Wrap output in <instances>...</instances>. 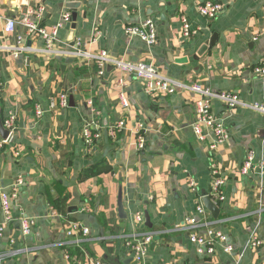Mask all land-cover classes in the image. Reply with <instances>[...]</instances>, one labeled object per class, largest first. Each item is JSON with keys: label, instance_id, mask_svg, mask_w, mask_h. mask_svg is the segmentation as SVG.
<instances>
[{"label": "crops", "instance_id": "crops-1", "mask_svg": "<svg viewBox=\"0 0 264 264\" xmlns=\"http://www.w3.org/2000/svg\"><path fill=\"white\" fill-rule=\"evenodd\" d=\"M204 1L81 0L75 9L76 49L106 50L133 64H151L179 84L174 94L150 95L130 75L110 67L98 75L93 62L63 53L74 50L67 41L70 32L65 26L58 29L64 12L71 18L66 4L73 0H0V115L2 121L15 118L12 143L0 149V192L16 191L11 221L0 236L1 264H123L131 258L127 243L148 234L152 241L140 264H264V170L259 168L264 115L250 108L262 98L253 68L264 53V0H210L225 5L213 20L198 14ZM40 5L45 11L38 19ZM181 16L198 32L189 40L181 34ZM23 17L49 34L57 30L49 45L52 53L44 52L47 44L39 36H25L19 24ZM9 19L18 23L11 34L4 31ZM146 19L156 27L152 46L125 34ZM214 33L213 46L198 55ZM19 36L25 38L21 43ZM5 45L24 51L14 59L1 50ZM193 85L234 95L245 105L229 109L211 100V112L228 136L215 149H210L212 134L199 142L191 131L195 102L201 99L185 89ZM60 96L66 99L64 108ZM37 107L42 111L38 119ZM118 122L124 123L121 130ZM93 123L100 125L101 138L88 151L81 131ZM137 133L145 138L139 152ZM248 154L253 169L242 175ZM214 177L222 181L223 199L211 197L220 210L218 219L206 210L204 223L195 229L197 237L215 241L214 253L201 255L185 220L195 216L199 221L195 200L209 195ZM188 178L196 183L195 193ZM119 189L126 220L117 216ZM144 209L151 228L134 222ZM24 220L30 224L26 235ZM254 238L260 246L251 245Z\"/></svg>", "mask_w": 264, "mask_h": 264}, {"label": "built area", "instance_id": "built-area-1", "mask_svg": "<svg viewBox=\"0 0 264 264\" xmlns=\"http://www.w3.org/2000/svg\"><path fill=\"white\" fill-rule=\"evenodd\" d=\"M62 2H68L69 0H61ZM224 4L218 1H204L197 6L198 14L206 19L213 20L215 19L224 9ZM30 13H33V10H29ZM45 11L43 6H38L36 8L35 15L38 19L42 18V15ZM70 21V14L68 12H64L62 15L61 22L58 25V29L63 27L66 23ZM181 34L183 38L189 40L197 35V30L194 29L190 22L184 16H181ZM17 22L15 20L9 19L6 20L4 31L5 33L11 34L16 30ZM21 26L25 28V36L36 35L39 36L46 44L47 49L44 52L52 53L49 50V45L52 41L55 40V36L57 34V30H53L50 34L47 33L44 29L40 28L38 24H35L29 21L27 18L23 17L19 22ZM125 34L129 38H138L142 42H144L147 46H152L156 42V27L154 22L151 19H146L144 22L137 26L127 27L125 29ZM25 40L21 36L18 37V43H21ZM72 48V47H71ZM77 48V47H76ZM74 48L72 51L63 52L66 55H71L73 58L79 59L83 62H93L97 68L98 75L103 74L104 67H110L114 70L121 72L122 74H127L135 79H138L142 82L145 93L147 94H166L171 95L176 92L179 84L175 81L162 76L157 69L148 63L139 62L137 64H133L129 61H124L122 59L111 56L106 50H101L97 54H91L88 52L79 51ZM1 50L9 53L14 59L18 58L19 55L24 51L23 47L20 46H2ZM62 53V52H59ZM254 77L257 78L261 85L262 98L258 105L251 106L250 108L260 112L264 115V53L259 58L256 66L253 68ZM117 86L119 88L124 87V81L122 79L117 80ZM185 89L190 90L196 94L201 96V99L195 102V119L190 124L191 131L195 139L199 142H205L206 139L212 134L213 142L210 146V149H215L217 145H222L226 142L228 136L226 131L222 125V121L216 118L211 112V100L217 99L222 101L227 105L229 109L236 108L238 106H245L242 104L236 96L229 94H221V93H211L209 91H203L198 86L193 85L190 87H185ZM120 101L124 107H127L128 103L124 97V93L121 91L120 93ZM60 107H66V99L64 96H60ZM249 107V106H246ZM42 115V111L39 107L36 108L35 116L36 118H40ZM14 116L9 115L4 121L3 126L5 129L9 131V136L7 139L3 140L0 137V149L6 145H10L12 143V134L14 131ZM98 124H87L83 127L81 131V138L83 142V146L85 150L91 151L95 146L96 142L101 138V131ZM124 127L123 122H118L116 124V129L121 130ZM145 149V138L143 134L137 133L136 141H135V150L137 152L143 151ZM253 157L248 154L242 164L241 174L246 175L248 172L253 169ZM260 170H264V157L262 158L259 164ZM187 185L189 190L192 193L197 191L196 183L192 178H188ZM222 185V181L219 178L214 177L210 183V193L209 196L212 198H216L217 200L223 199L220 194L219 188ZM16 198V191H13L10 194H5L0 192V204H1V214L3 217V222L0 224V236L2 235V231L11 221V202ZM195 214L200 217L199 221L195 216H191L185 220L187 224L186 231L189 238L195 242L197 246L198 254H213L214 253V245L215 241L210 237L208 239H202L196 236V230L199 226L200 222L204 223L205 218L207 217V211L202 203V196H198L195 200ZM134 222L142 225L144 223L143 214L137 213L134 216ZM80 231L84 235H88V229L80 228ZM21 232L26 235L30 232V224L26 220L21 223ZM211 236L212 233L209 232ZM217 238L222 242L225 238L221 235H217ZM152 241V235L148 234L143 237L137 238L133 243H127V247L129 248L130 255L132 257V261L136 264H140L148 251L149 245ZM252 246H260L261 241L257 238H254ZM225 250H229L226 248ZM1 264V258H0ZM94 264H99V262L94 261Z\"/></svg>", "mask_w": 264, "mask_h": 264}, {"label": "water", "instance_id": "water-1", "mask_svg": "<svg viewBox=\"0 0 264 264\" xmlns=\"http://www.w3.org/2000/svg\"><path fill=\"white\" fill-rule=\"evenodd\" d=\"M80 1L81 0H73L72 3L70 2V3L66 4V8L72 10L70 21L64 25L65 30L70 32L69 38L67 41L70 42V47H72V48H76V46H77L76 41L73 40L74 39L73 36H74L75 21H76V16H77L75 9H79V7L81 6ZM31 37H34V35H32ZM215 37H216V34L214 33L210 40H207L204 42V45L200 49L198 55H202L207 50V48L209 46H213V44L215 42ZM29 45H30V42H28V46ZM104 126H106L105 120H104ZM8 136H9V131L4 128L3 121H2L1 115H0V137L3 140H5V139H7ZM202 203H203L204 208L211 214L212 218L214 220H217L219 213H220V210H219L218 206L213 202L211 197L209 195L204 196L202 198ZM116 207H117L118 218L121 220H126L127 219V212L125 211V208H124L121 189H119V191H118ZM143 219H144L145 227L151 228L152 225L150 223V216H149L148 211L146 209L143 210ZM131 262H132V257L129 258L128 260H125V262L123 264L131 263Z\"/></svg>", "mask_w": 264, "mask_h": 264}]
</instances>
